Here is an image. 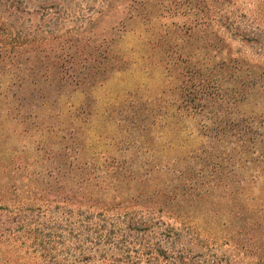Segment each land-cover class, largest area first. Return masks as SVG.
I'll return each instance as SVG.
<instances>
[{"label": "rangeland", "instance_id": "rangeland-1", "mask_svg": "<svg viewBox=\"0 0 264 264\" xmlns=\"http://www.w3.org/2000/svg\"><path fill=\"white\" fill-rule=\"evenodd\" d=\"M231 2L227 8L243 28L264 24V3ZM32 8L20 37L26 40L27 33L34 38L32 52L21 57L26 67L0 75V196L31 201L39 210L42 193L57 200L75 191L85 177L87 192L102 201L137 204L132 197H139L138 206L157 209L168 198L152 194L171 190L167 186L176 179L174 169L211 162V124L245 125L249 116L257 123L264 113V94L257 89L246 99L239 92L231 105L235 88L229 73L242 77L240 69L221 76L226 100L214 104L211 99V65L231 56L254 58L246 44L211 26V0H34ZM90 8L98 11L90 15ZM60 34L64 36L57 38ZM68 53L76 62L60 65ZM239 65L243 69V61ZM72 74L81 79L65 78ZM224 138L215 141L214 153L231 155L227 170L242 158L248 162L238 168L246 184L242 198L229 185L211 188V178L205 177L202 186L210 190L184 198L181 205L172 202L176 213L163 216L184 237L197 236L194 255L217 250L232 258L227 264H257L259 254L239 227L264 219V174L256 177L264 170L256 159L260 149L246 153L237 137ZM73 158L78 168L63 175L61 168H72ZM105 158L119 162L124 171L134 168L137 177L114 182L104 173ZM158 163L169 170L157 168ZM145 171L148 175L142 176ZM238 211L242 218L234 214ZM106 219L125 230L122 220ZM253 232L246 225V234ZM260 232L255 244L264 248V228L255 230ZM242 243L250 248L247 253L237 248ZM4 247L9 249L0 248V264H14L6 260ZM106 249L111 255L113 249Z\"/></svg>", "mask_w": 264, "mask_h": 264}, {"label": "trees", "instance_id": "trees-1", "mask_svg": "<svg viewBox=\"0 0 264 264\" xmlns=\"http://www.w3.org/2000/svg\"><path fill=\"white\" fill-rule=\"evenodd\" d=\"M228 1L232 4L231 0H211V26H216L217 31H221L225 36L230 34L232 40H240L254 52V58L241 59L231 56L211 65V99H214V104L217 102L220 104L226 100V91L223 80H221L223 73L238 71V69L244 73L242 77H234L233 73H229L232 79L230 81L235 88L234 96L230 101L231 105H234L238 100L235 95L239 92L242 93L243 99L249 97L254 89L264 94V24L253 23L255 25L250 24L243 28L238 18L234 17V12L228 10ZM259 1L264 3V0ZM33 3L34 0H0V75L2 72H17L26 67L21 57L28 50L32 52L34 38L27 33H25L26 40L20 41V37L23 33L22 26L26 15L34 12ZM90 10V15L98 11L94 8ZM59 19L58 22H60ZM60 29L61 26L57 28V32ZM63 36L60 34L56 37L62 38ZM212 47L219 53L216 43H211V49ZM62 59L64 60L58 61L62 66L67 61L76 62L74 55L70 56L69 53L67 58ZM242 61L243 69L242 65H239ZM230 62L232 65L229 67ZM29 65H31L29 68L34 69L32 64ZM66 77H72L74 80L81 79L80 74ZM231 82L228 83L232 85ZM15 84L16 82H12L11 88ZM2 85L3 82L0 80V87ZM214 108L215 106L211 109V113ZM252 118L249 116L245 125L240 121L211 124V162L199 168L196 166L198 163H193L187 169H174L176 179L167 186L171 190L164 192L162 188H159L152 194L153 196L161 194L168 198V201L162 203L163 205L157 209L153 205L138 206L141 204L139 197H132L138 199L137 204L122 202L115 204V202L102 201L100 197L87 192L85 183L87 178L85 177L78 181L79 186L75 191L71 189L57 200H50L42 193L39 197L42 202L39 210L30 206L31 201L26 202L19 197H7L8 194H1L0 248L4 245L9 247L10 250L4 247L7 251L6 260L14 264L230 263L232 258L220 255L217 250L214 252L212 250L211 254L194 255L193 246L199 245L196 241L197 236L184 237L180 229L168 222L163 215L176 213L170 205L172 202L176 201L178 205H181L184 198L194 199L200 191L210 190V187L202 186L201 179L205 177L211 178V188L214 185H229L230 192L242 198L246 184L244 185V179L239 178L241 174L238 168L248 162L245 163V159L242 158L241 162L233 163L234 168L227 170L228 163L232 160L231 155L228 157L216 155L214 150H216L217 141H225L224 137L232 135L237 137V140H241L244 148L247 147L246 153L254 152L258 147L260 152L256 159H260L264 165V113L260 115L257 123ZM75 161L76 159L73 158L70 162L72 168L66 170L61 168L63 175L66 176L67 172L78 168H76ZM103 162L106 164L104 173L107 176H113L114 182L137 177L138 172L134 168L124 171L120 168L119 162H109L106 158ZM157 168L169 170L167 164L158 163ZM260 172L264 174V170L259 171L256 177H260ZM143 175L147 176L148 171H145ZM232 185L233 188H231ZM12 189L17 190L18 186L14 184ZM30 192L29 189L28 193ZM262 205L264 206V202ZM47 213H51V216L47 217ZM234 214L238 218L243 216L241 211L234 212ZM153 215L154 217L150 219ZM112 216L122 220L126 225L125 230H121L116 221L106 223V218ZM246 225L247 228L254 229L252 235L246 234ZM239 228L242 235H247L246 239L249 244L255 246V251L259 254L257 264H264L263 243L260 246L255 244L257 237H262V233H255V230L261 231L264 228V219H254L247 224H242ZM119 235H121L120 238H118ZM107 245L113 249L111 255L106 249ZM237 248L244 253L250 250L245 243ZM121 252L123 255L121 254V258L116 260Z\"/></svg>", "mask_w": 264, "mask_h": 264}]
</instances>
